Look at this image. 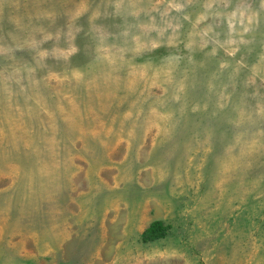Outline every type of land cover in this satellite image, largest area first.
<instances>
[{
	"label": "rangeland",
	"instance_id": "rangeland-1",
	"mask_svg": "<svg viewBox=\"0 0 264 264\" xmlns=\"http://www.w3.org/2000/svg\"><path fill=\"white\" fill-rule=\"evenodd\" d=\"M0 264H264V0H0Z\"/></svg>",
	"mask_w": 264,
	"mask_h": 264
},
{
	"label": "trees",
	"instance_id": "trees-1",
	"mask_svg": "<svg viewBox=\"0 0 264 264\" xmlns=\"http://www.w3.org/2000/svg\"><path fill=\"white\" fill-rule=\"evenodd\" d=\"M167 229V226H164L159 221H155L143 232L141 239L143 242H150L163 238L166 235Z\"/></svg>",
	"mask_w": 264,
	"mask_h": 264
}]
</instances>
